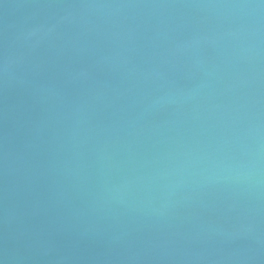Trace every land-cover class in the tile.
I'll return each instance as SVG.
<instances>
[{
	"label": "water",
	"instance_id": "95a60500",
	"mask_svg": "<svg viewBox=\"0 0 264 264\" xmlns=\"http://www.w3.org/2000/svg\"><path fill=\"white\" fill-rule=\"evenodd\" d=\"M0 264H264V0H0Z\"/></svg>",
	"mask_w": 264,
	"mask_h": 264
}]
</instances>
